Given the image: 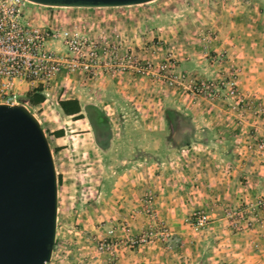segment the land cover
I'll return each mask as SVG.
<instances>
[{
    "label": "rangeland",
    "instance_id": "obj_1",
    "mask_svg": "<svg viewBox=\"0 0 264 264\" xmlns=\"http://www.w3.org/2000/svg\"><path fill=\"white\" fill-rule=\"evenodd\" d=\"M25 5L75 38L70 57L63 41L48 44L64 60L90 64L95 52L101 62L30 83L47 90L30 112L58 182L47 264H264V111L228 94L234 82L264 110L256 98L264 90L239 80L246 73L264 87V0ZM69 98L106 116L105 148L87 119L63 114L59 102ZM254 235L262 243L246 245Z\"/></svg>",
    "mask_w": 264,
    "mask_h": 264
},
{
    "label": "water",
    "instance_id": "obj_2",
    "mask_svg": "<svg viewBox=\"0 0 264 264\" xmlns=\"http://www.w3.org/2000/svg\"><path fill=\"white\" fill-rule=\"evenodd\" d=\"M25 1L49 8H113L153 0ZM57 186L51 147L36 117L23 105L0 104V264L50 262Z\"/></svg>",
    "mask_w": 264,
    "mask_h": 264
},
{
    "label": "built area",
    "instance_id": "obj_3",
    "mask_svg": "<svg viewBox=\"0 0 264 264\" xmlns=\"http://www.w3.org/2000/svg\"><path fill=\"white\" fill-rule=\"evenodd\" d=\"M27 3L25 0H0V104L23 105L18 102L16 82L42 85L61 73L64 65L69 72L79 66L87 72L101 65L95 52H90V64H81L77 56L64 60V56L48 44L63 41L67 45L66 57H70V53H78L73 49H77L75 38L70 36L69 31L54 30L31 15L25 5ZM203 88L204 83H195L193 86L198 94L202 93ZM46 92L42 90L43 95H47ZM228 94L243 109H254L255 113L264 111L258 103L240 95L234 82H229ZM257 147L264 153V143Z\"/></svg>",
    "mask_w": 264,
    "mask_h": 264
},
{
    "label": "trees",
    "instance_id": "obj_4",
    "mask_svg": "<svg viewBox=\"0 0 264 264\" xmlns=\"http://www.w3.org/2000/svg\"><path fill=\"white\" fill-rule=\"evenodd\" d=\"M44 101L45 96L42 93L41 86H38L33 92L24 97H18L19 104L25 105L29 110H32L34 107L40 105ZM59 107L65 116H73L75 120L87 118L94 130L96 143L102 148L107 146L110 135L109 123L106 116L98 108L90 105L87 106L86 109L90 114L86 116L84 113H82L83 109L80 106L79 101L75 99L60 101ZM94 115L95 117H92ZM170 125L171 124L169 123V127ZM52 135L59 138L63 137L64 132L63 130H58L53 132Z\"/></svg>",
    "mask_w": 264,
    "mask_h": 264
},
{
    "label": "crops",
    "instance_id": "obj_5",
    "mask_svg": "<svg viewBox=\"0 0 264 264\" xmlns=\"http://www.w3.org/2000/svg\"><path fill=\"white\" fill-rule=\"evenodd\" d=\"M239 80L241 81V86L243 84V87H244V82H246L247 85L245 87H247V88L250 87V88L254 89L255 91L264 90L263 86L260 87L259 84H257V80H254V82H252V80H251V82H250L249 81L250 79L247 77L246 73H244L243 76H239ZM34 90H35V86L33 84H30V83L16 82V84H15V92L17 94V97H24V96L30 94L31 92H33ZM263 97H264V95L262 96L259 94L256 96L257 99H260V98L262 99ZM70 99L78 100L79 98H69L67 100H70ZM78 101H80V100H78ZM263 102H264V100H263ZM80 106H81V103H80ZM253 239L254 240L252 242H250V241L246 242V245L251 246L252 244H257V243L260 244V243H262V240H263V239L258 240L257 235H256V237L254 235Z\"/></svg>",
    "mask_w": 264,
    "mask_h": 264
},
{
    "label": "flooded vegetation",
    "instance_id": "obj_6",
    "mask_svg": "<svg viewBox=\"0 0 264 264\" xmlns=\"http://www.w3.org/2000/svg\"><path fill=\"white\" fill-rule=\"evenodd\" d=\"M82 113H84L86 116H88L90 113H89V111L86 109V108H84V110L82 111ZM92 117H95V115L94 116H92ZM87 119V118H86ZM87 121H88V119H87ZM89 123V122H88ZM89 125H90V123H89ZM91 126V125H90ZM91 129H92V131H93V135H94V130H93V128L91 127ZM94 138H95V135H94Z\"/></svg>",
    "mask_w": 264,
    "mask_h": 264
}]
</instances>
